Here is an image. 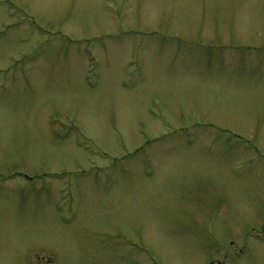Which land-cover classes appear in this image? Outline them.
<instances>
[{
    "label": "rangeland",
    "instance_id": "rangeland-1",
    "mask_svg": "<svg viewBox=\"0 0 264 264\" xmlns=\"http://www.w3.org/2000/svg\"><path fill=\"white\" fill-rule=\"evenodd\" d=\"M220 262L264 264V0H0V264Z\"/></svg>",
    "mask_w": 264,
    "mask_h": 264
}]
</instances>
